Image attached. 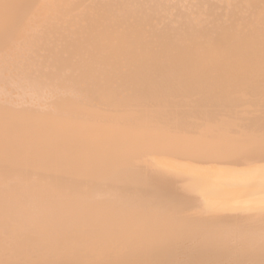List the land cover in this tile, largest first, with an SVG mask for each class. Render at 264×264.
<instances>
[{"label":"bare ground","instance_id":"bare-ground-1","mask_svg":"<svg viewBox=\"0 0 264 264\" xmlns=\"http://www.w3.org/2000/svg\"><path fill=\"white\" fill-rule=\"evenodd\" d=\"M0 264H264V0H0Z\"/></svg>","mask_w":264,"mask_h":264}]
</instances>
